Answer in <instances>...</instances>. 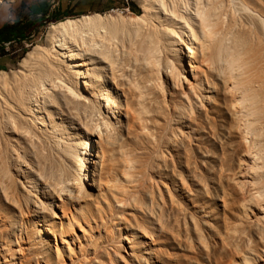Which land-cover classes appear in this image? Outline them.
<instances>
[{"label":"rangeland","instance_id":"374dc122","mask_svg":"<svg viewBox=\"0 0 264 264\" xmlns=\"http://www.w3.org/2000/svg\"><path fill=\"white\" fill-rule=\"evenodd\" d=\"M252 1L213 0L219 30L231 35L212 51L210 66L192 45L189 84L163 77L156 88L136 57L143 40L162 42L163 62L185 66L188 49L158 29L174 28L190 46L183 27L189 21L199 33L197 10L208 0H125L79 17H60V0H47L53 11L26 39L0 44V74H9L10 87L22 82L29 54L49 50L54 26L100 18L120 33L106 76L113 113L101 114L100 90L77 104L59 93L50 102L49 90L36 126L43 138L23 137L24 122L18 135L9 134L13 126L4 135L11 152L0 159V264H264V24L245 11ZM138 17V28L124 29L122 21ZM243 57L249 71L237 66ZM42 59L30 65L36 73ZM94 60L100 73L106 64ZM97 126L93 190L87 194L86 181L83 196L70 201L58 187L78 178L79 145L91 144Z\"/></svg>","mask_w":264,"mask_h":264},{"label":"bare ground","instance_id":"6f19581e","mask_svg":"<svg viewBox=\"0 0 264 264\" xmlns=\"http://www.w3.org/2000/svg\"><path fill=\"white\" fill-rule=\"evenodd\" d=\"M261 0H253L251 5L245 6V11L254 13L258 16L262 24H264V4L260 3ZM1 3V1H0ZM209 6L202 8L204 4L199 3V8L197 10V21H199V33L195 31L192 24L187 21L186 25L183 27L189 33L190 46H186L182 39V34L177 32L174 28L167 29L161 27L160 33H163L165 41L169 40L180 41L185 49H188L190 57L188 56L189 62L184 63L185 66L180 63L178 68L172 66L176 61H165L163 59L166 55H163L162 42H160L159 47H155L152 43L143 40L140 43V49L142 52V57H136L137 64L145 69L156 88H159L158 84L165 77L166 80H186L189 84L188 77L189 71H194L193 61L197 60V54L194 53L192 45L198 44L201 50L200 56L202 65H212L214 63V53L212 52L215 48L219 46L220 40L224 42L226 39L230 38L231 32L228 30L226 32L224 29L219 30L221 25L220 17H216L215 9L212 6L213 0H208ZM208 7V8H207ZM252 7L255 11H252ZM142 18L138 17L135 20L129 19L127 22H123L124 29L130 31L132 29L138 28L141 24ZM164 30H169L168 32ZM251 35L256 34L257 38L260 39L261 35L256 32L250 33ZM120 35L119 31L110 28V26L101 20L100 18H84L79 21H67L60 25L54 26L49 33V50L44 51L37 49L35 52L28 55L22 64V82L18 84L16 75H14L15 83L14 85L8 87L12 82L9 74H0V159L4 155H8L10 150V141L4 140V135L10 131V127L13 126L15 129L11 130L9 134L18 135L16 132L17 124L24 122L27 126L26 128H21V135L33 136L38 138L37 134L43 138L44 134L37 130V125L43 124L42 114H44L45 104L43 103V97L48 94L51 90L50 102L55 101L58 96L57 93L65 95L72 103L77 104L79 102H91L94 90H100L98 102L100 105L101 114L113 113L116 104L111 95V89L109 81L106 76L111 75V60L114 57V51L117 45V37ZM138 40H142L145 35L138 34ZM222 36V37H221ZM187 37V35L185 36ZM221 37V38H219ZM166 41V42H167ZM223 44V43H222ZM180 51L177 52L179 54ZM184 54V52H182ZM217 55H215L216 57ZM40 58L46 59L42 65L39 67V72L36 73L35 70L30 68V65ZM185 58H187L185 56ZM196 58V60H194ZM42 59V60H43ZM100 63V65H105L100 73L93 70L94 62ZM192 60V61H191ZM172 63V64H170ZM177 63V62H176ZM187 63V65H186ZM115 65V63L113 62ZM238 68L244 71H249V66H247L246 59L243 57L242 62L237 65ZM171 70L168 73V70ZM180 70V72H179ZM171 78V79H170ZM21 80V79H20ZM173 82V81H172ZM102 85L104 90L102 89ZM8 87V88H7ZM4 89V90H3ZM8 89V90H7ZM103 90V91H102ZM242 125V124H241ZM103 129L101 126H97L95 133L90 136L91 144L79 145L82 147L81 155L82 161L76 170L77 179L75 181L68 182L64 187H58L60 193L64 196H69L71 194L70 201L73 198H81L83 196L84 189L86 185L84 182H88L89 186L88 195L92 192L93 188V173L96 169L97 154L94 148V143L99 144V140L102 137ZM8 134V135H9ZM78 146V147H79ZM77 148V153H78ZM5 151V152H4ZM7 151V153H6ZM73 156L77 157L74 155ZM85 176V179L83 178ZM7 178V176H5ZM5 181V180H4ZM77 188V190H75ZM61 199V196H60ZM259 199H262L261 195ZM64 212L69 211L68 204L66 201L63 203ZM46 208V204H42L41 211ZM9 252V251H8ZM10 253V252H9ZM19 254V252H15ZM13 256V254H12ZM14 264H16V261Z\"/></svg>","mask_w":264,"mask_h":264},{"label":"crops","instance_id":"0c3cea01","mask_svg":"<svg viewBox=\"0 0 264 264\" xmlns=\"http://www.w3.org/2000/svg\"><path fill=\"white\" fill-rule=\"evenodd\" d=\"M125 0H60L57 11L60 17H79L92 13H104ZM47 0H21L19 3L0 6V33L16 24H34L41 16L52 12L47 8ZM1 44V43H0ZM11 56L5 58L10 59Z\"/></svg>","mask_w":264,"mask_h":264},{"label":"trees","instance_id":"16d2710c","mask_svg":"<svg viewBox=\"0 0 264 264\" xmlns=\"http://www.w3.org/2000/svg\"><path fill=\"white\" fill-rule=\"evenodd\" d=\"M34 28H36V23L25 25L16 24L13 27H7L0 33V43L7 44L13 41L26 39Z\"/></svg>","mask_w":264,"mask_h":264},{"label":"built area","instance_id":"2783aa9c","mask_svg":"<svg viewBox=\"0 0 264 264\" xmlns=\"http://www.w3.org/2000/svg\"><path fill=\"white\" fill-rule=\"evenodd\" d=\"M11 43H7V44H2L3 46L8 47Z\"/></svg>","mask_w":264,"mask_h":264}]
</instances>
